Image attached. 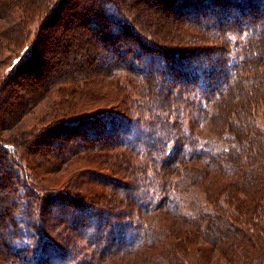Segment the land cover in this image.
I'll list each match as a JSON object with an SVG mask.
<instances>
[{
  "label": "trees",
  "instance_id": "obj_1",
  "mask_svg": "<svg viewBox=\"0 0 264 264\" xmlns=\"http://www.w3.org/2000/svg\"><path fill=\"white\" fill-rule=\"evenodd\" d=\"M136 1L0 0V264H264V0Z\"/></svg>",
  "mask_w": 264,
  "mask_h": 264
},
{
  "label": "rangeland",
  "instance_id": "obj_2",
  "mask_svg": "<svg viewBox=\"0 0 264 264\" xmlns=\"http://www.w3.org/2000/svg\"><path fill=\"white\" fill-rule=\"evenodd\" d=\"M150 1V0H149ZM142 5H145V6H149V9H151V5L149 4V2L147 1V0H137L136 1V9H137V7L138 6H142ZM153 8H155L156 6H152ZM67 6L65 5V7H64V9H63V12L60 14V17H59V19L55 22V26H62V24H63V22L64 21H66L68 18L69 19H71V18H73V16L72 15H70L68 12H67ZM152 10V9H151ZM161 11L163 10V9H160ZM165 11H166V9H165ZM168 11V10H167ZM18 13H20V12H18ZM15 15H17V18H19V15L20 14H11V16L12 17H14ZM5 19V18H4ZM0 20H3L2 18H0ZM72 20V19H71ZM141 24V23H140ZM71 25H73L72 27H70V28H66V29H62V31L63 32H65V33H69V32H73V30H76V28H77V24H76V22L74 21ZM75 25V26H74ZM137 26V25H136ZM138 26H139V24H138ZM72 28V29H71ZM40 30L41 31H43V29H41V24L38 22V21H35L33 24H32V26H31V28H30V34L29 35H35V34H37L38 32H40ZM52 31V29L50 28L49 29V32H48V35L46 36V38L43 40V42H44V44H41L40 45V49H41V52H42V55H45V56H47V50H49V47H50V42H51V40L53 39V43L54 42H56V40H54L55 39V37H54V35H53V32H51ZM60 44L61 45H63L64 43L63 42H60ZM63 46L61 47V51H63ZM21 49H22V46L21 47H19V48H17L16 50H15V52H11V51H9V49H6V50H4L3 52H0V57H4V58H6V59H8V58H11L13 55L14 56H16L15 55V53L16 54H21ZM65 49V48H64ZM64 52V53H63ZM62 53L63 54H60V56L61 57H59V58H56V60L57 61H59L58 63H55L54 62V70H64V69H66V68H68L69 67V65H70V62L68 61V62H66L65 61V59L63 58V56L62 55H64V54H67L68 55V51H63ZM5 59V60H6ZM67 59V58H66ZM140 59H141V57H140ZM143 60H145V59H143ZM12 61H10L9 63H7V64H2V65H0V71H1V73H3V74H8V73H10L11 71H12ZM149 65V64H148ZM43 83V80L42 81H39L38 82V84H36V86H39L40 84H42ZM110 84V82H108L107 83V81L105 82H103V84H101V83H98V84H95L96 85V87L94 88L95 90H97V91H95V92H98V91H103V90H105V87L106 86H108ZM108 89V88H107ZM108 90H110L111 91V89H108ZM14 92H19V91H17V90H14L13 92H12V95L14 94ZM86 99H84V98H79V100H78V103H79V105H81L84 101H85ZM47 101L48 100H43L42 102H40L37 106H36V108H34V110L31 112V113H29V114H27L23 119H22V121L20 122V124L18 125V127H16L17 129H30V128H32L34 125H36L37 123H40L41 122V118L42 117H44L45 116V114H46V111H47ZM103 103L102 102H98V103H93L92 105L90 104L88 107H86V106H84V107H82L81 108V111L79 112V114L80 113H85V112H92V111H103V109H100L99 107L102 105ZM11 106H13V105H11ZM10 105H8L7 107H10V108H12ZM106 111V110H105ZM88 112V113H89ZM107 113H109V112H107ZM106 116H108V115H106ZM187 123H189V125L190 124H192V126H193V129L199 134V136H202V137H204V138H207V135H208V133H209V131H208V126H199V125H196V123H192V119L191 118H189V119H187ZM12 130H6V131H4V134H6V135H8L9 134V132H11ZM145 133V132H144ZM1 168L2 167H0V171H1ZM132 255H128L126 258H130ZM132 259V258H131ZM131 259H129V260H131Z\"/></svg>",
  "mask_w": 264,
  "mask_h": 264
}]
</instances>
